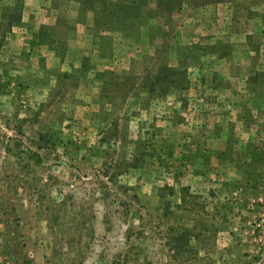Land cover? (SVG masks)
Listing matches in <instances>:
<instances>
[{"label": "rangeland", "instance_id": "374dc122", "mask_svg": "<svg viewBox=\"0 0 264 264\" xmlns=\"http://www.w3.org/2000/svg\"><path fill=\"white\" fill-rule=\"evenodd\" d=\"M0 264H264V0H0Z\"/></svg>", "mask_w": 264, "mask_h": 264}]
</instances>
